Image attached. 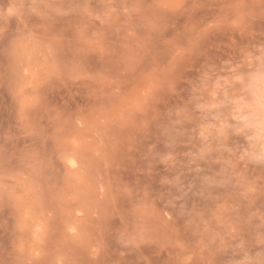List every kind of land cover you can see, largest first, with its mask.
Returning a JSON list of instances; mask_svg holds the SVG:
<instances>
[{"label":"clouds","instance_id":"9594fccd","mask_svg":"<svg viewBox=\"0 0 264 264\" xmlns=\"http://www.w3.org/2000/svg\"><path fill=\"white\" fill-rule=\"evenodd\" d=\"M5 232L0 264H264V0H0Z\"/></svg>","mask_w":264,"mask_h":264},{"label":"rangeland","instance_id":"374dc122","mask_svg":"<svg viewBox=\"0 0 264 264\" xmlns=\"http://www.w3.org/2000/svg\"><path fill=\"white\" fill-rule=\"evenodd\" d=\"M76 141H73L75 143ZM65 166L68 168H75L76 167V161L70 157L65 158ZM9 224H11V221H9ZM14 237L8 233L5 232L2 235H0V247H3L6 252L4 255H0V259H7V260H15L16 255L15 254H8L11 252L12 248V240ZM32 239L40 241L41 245L39 248H35L34 250L25 244V248L27 252L30 254L31 257H34L36 261H44L47 260L49 257L47 255L50 245L47 243H43L45 239V231L42 226H37V229L32 233Z\"/></svg>","mask_w":264,"mask_h":264}]
</instances>
